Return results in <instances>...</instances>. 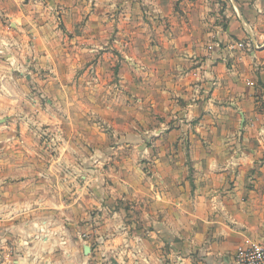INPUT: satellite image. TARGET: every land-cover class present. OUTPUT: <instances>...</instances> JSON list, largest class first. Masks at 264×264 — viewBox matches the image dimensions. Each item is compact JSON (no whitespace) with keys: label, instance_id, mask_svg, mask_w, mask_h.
<instances>
[{"label":"crops","instance_id":"obj_1","mask_svg":"<svg viewBox=\"0 0 264 264\" xmlns=\"http://www.w3.org/2000/svg\"><path fill=\"white\" fill-rule=\"evenodd\" d=\"M1 14L8 28L38 30L51 47L101 46L114 29L115 47H131L135 36L122 30L142 32L150 25L160 67L143 74L179 79L174 109L186 121L178 126L186 122L193 129L167 137L180 143L188 134L190 153H157L156 173L142 187L145 234L159 240L156 254H168L172 264H233L239 247H264V0H0ZM47 58L54 68L60 60ZM161 89L170 97L169 87ZM6 160L0 162V195L8 199L13 189L14 199L0 218L9 214L4 217L13 224L0 228V252L12 234L11 264H49L51 234L38 235L36 211L52 190L48 178L55 167ZM132 180H125L128 199L140 191ZM145 250L151 262L153 249Z\"/></svg>","mask_w":264,"mask_h":264},{"label":"rangeland","instance_id":"obj_2","mask_svg":"<svg viewBox=\"0 0 264 264\" xmlns=\"http://www.w3.org/2000/svg\"><path fill=\"white\" fill-rule=\"evenodd\" d=\"M8 25L1 14L0 162L6 157L11 166L55 167L48 178L52 190H46L47 201L36 211L43 230L38 235L45 229L51 234L48 263L172 264L168 254H156L159 240L144 232L142 187L156 173L157 153H190L188 134L180 143L167 137L175 129L189 133L193 127L186 122V128L178 126L180 119L186 121L182 110L174 109L180 106L179 95L172 92L179 79L161 82L143 74L160 67L152 27L123 29L135 36L131 47H115V29L102 36L101 46L51 47V40L41 42L40 31ZM65 34L61 30L63 40ZM48 53L60 58L55 68ZM162 86L169 87L170 97ZM127 179H134L128 182L140 190L131 200L126 198ZM6 193L8 199L0 195V214L13 207L5 203L13 201L14 190ZM135 208L137 212L128 213ZM5 215L0 228H11L13 219ZM5 238L0 264H11L14 238ZM146 245L153 249L151 262Z\"/></svg>","mask_w":264,"mask_h":264},{"label":"built area","instance_id":"obj_3","mask_svg":"<svg viewBox=\"0 0 264 264\" xmlns=\"http://www.w3.org/2000/svg\"><path fill=\"white\" fill-rule=\"evenodd\" d=\"M233 264H264V247L260 244L239 247Z\"/></svg>","mask_w":264,"mask_h":264},{"label":"water","instance_id":"obj_4","mask_svg":"<svg viewBox=\"0 0 264 264\" xmlns=\"http://www.w3.org/2000/svg\"><path fill=\"white\" fill-rule=\"evenodd\" d=\"M85 250H87V249H85Z\"/></svg>","mask_w":264,"mask_h":264}]
</instances>
